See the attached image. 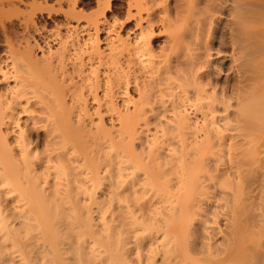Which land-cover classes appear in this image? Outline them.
<instances>
[{
	"label": "bare ground",
	"instance_id": "1",
	"mask_svg": "<svg viewBox=\"0 0 264 264\" xmlns=\"http://www.w3.org/2000/svg\"><path fill=\"white\" fill-rule=\"evenodd\" d=\"M163 2L107 44L110 124L64 72L97 28L0 58V264H264V0Z\"/></svg>",
	"mask_w": 264,
	"mask_h": 264
},
{
	"label": "rangeland",
	"instance_id": "2",
	"mask_svg": "<svg viewBox=\"0 0 264 264\" xmlns=\"http://www.w3.org/2000/svg\"><path fill=\"white\" fill-rule=\"evenodd\" d=\"M149 1L148 0H131V1L130 0H0V58L2 56H3L2 59L3 58L6 59L7 57H9L10 54L8 52L10 50L17 52V50H14V49L25 50L26 48H28L29 50L30 49L33 50L32 51L33 54L36 53L35 54L36 56L34 57H37L40 59L41 56L43 57L44 55V57L41 58V62L42 60L45 62L46 61L44 60L45 57L48 60V55H46L48 54L47 50L51 49L50 51L55 52V50H57L60 47V45L64 46V44H60L61 42L62 43L66 42L65 45L69 47L68 49L70 51H74L75 48L74 49L72 48L76 45L74 42L82 45L83 41L85 42L89 34L91 35L92 33H95V29L97 28V36L99 39V40L97 39L99 41L98 47L100 46L99 50L101 51L108 50V52L100 51L101 56H99V58L100 59L104 58V60L108 58L107 60L108 62L105 61L107 62L105 63L103 60L102 64H101V61L99 63L103 66L101 65L100 67L99 65L96 66V64H98L97 62H99L100 59H98V56H97L98 54H95V53L92 54L90 51H88V53L83 51L85 54H82V55H81L82 51H80V53L78 54H76L77 51L76 53L74 52L76 54V57L79 54H80L79 56H81V57L78 56L81 59L80 61L79 59L77 61V58L74 61L73 60L74 53L69 52L68 50L66 52V55L67 54L70 55L73 53V55H70V57L72 56L73 58L72 57L70 58L71 62L68 59V60H65L68 62L63 63L65 65L67 64L66 65L67 67L65 68L66 71L64 70V72L70 74L71 75L70 78L71 79L73 78V81L75 83H76V80H78V82L75 85L79 83V80L81 78H83L84 80H87L85 78L90 77L88 79H90L93 82L92 79L97 74V77H99L98 80H100L98 81L99 88H96L98 86L95 85L96 87L94 86L95 87L94 89L91 88L94 92H91V89H89L88 87H85L86 85L90 83V80H87V82H89L87 84L81 79L82 82L80 81L79 83L80 86L82 87L81 89L83 90L81 91V95L85 96L83 98L87 99L86 102H88V103H84L86 104L87 109L88 110L90 109L89 113H91V116H88V117H92L93 120H97L96 117L98 118V114L97 115L95 114L96 107H97L98 108L97 112L99 113V115H102V116L104 115L103 119L104 120L106 119V122L110 124L111 122L108 118L110 117V114L105 112V107L103 106V101H102L103 98L98 97L100 98V101L99 99H95L96 101H98L96 102L94 101V99H92L94 97L93 93H96L97 95H100V94L102 95V90H101L102 88H100L101 87L100 84L102 81L101 79L105 78V76L106 77L108 76V74L105 72L108 71L110 73L115 68L114 66L117 65L115 62H111V59H109V56H108V54H110L109 53V47H110L109 43H111L110 40L114 41L112 37L116 40V36L119 35V38H121L122 40L129 39L128 41H130L133 38L134 34L139 31V29L146 26L147 25L146 19H147V13H148L146 10L151 11L153 7V6L152 7L150 6L151 3ZM160 4L161 6H159ZM162 4L165 5V2H163V0L156 1V4H155L156 6L154 9H152L150 13L153 18L157 19L159 16H161V14H159L158 12L160 10L159 8L162 9V6H163ZM149 7L150 9H148ZM156 8H158L159 10L158 9L156 10ZM155 13H157V15ZM156 24H154L152 27L154 29L153 33H155L152 37L154 38L153 49L156 52H159L160 48L165 46V40H166L165 35H167V32L163 28H161L160 26L161 24L159 23H156ZM72 33L75 34V36L77 35L78 38L77 37L75 38V36L71 35ZM68 36L70 39L68 38ZM126 36H129V38L127 39ZM72 38H74L73 40H76V39L77 40L72 41ZM64 39H65V42H64ZM26 43L29 44V45L27 44V47H26ZM71 43L75 45L73 46L71 45ZM107 44L109 47H107ZM28 49H26L25 51H27ZM20 50L18 52H21ZM76 50L79 51V49H76ZM42 52H43V55H42ZM89 52L92 55L89 54ZM122 54L121 56L117 55V57H119L118 58L119 60L123 59L122 60L123 62L124 61L123 57L126 54L124 51L122 52ZM68 55L66 56L67 58H68ZM89 55H91L90 56L91 58L89 57ZM109 60L111 63L109 62ZM73 61H74L73 67L75 68H72V69H74L75 72H77L76 70H78V72L79 71L81 72V70H83V72L81 73L79 72L80 74L74 73L73 71L72 73L70 72L72 70L71 69L72 66L70 65V63H72ZM83 63L85 64V66ZM112 63H115L116 65ZM75 64H78L79 66L78 65L75 66ZM107 64L113 67L112 69H110L111 71L108 70L111 67L108 66ZM65 65L63 66L65 67ZM91 66L94 67V69H90ZM77 67H80V68L78 69ZM85 70H87L88 73H86ZM93 70H95L93 72L94 74L96 73L95 75H93V73L91 72ZM64 72L62 71L61 73H64ZM66 73L64 76L68 75ZM88 74L89 76H87ZM70 75H68V78ZM90 75H92L93 77ZM96 78H94L95 79L94 81L97 82ZM71 79L70 81L72 82ZM87 89H89L91 93L89 92V90L87 91ZM82 93L85 95H83ZM133 94L136 95L135 92ZM115 97L113 98V100L116 99L115 101L118 102L120 98L118 97V95L117 96L115 95ZM149 130L151 132L147 131L148 132L147 134L148 135L150 134V136L153 135L154 126H149Z\"/></svg>",
	"mask_w": 264,
	"mask_h": 264
}]
</instances>
